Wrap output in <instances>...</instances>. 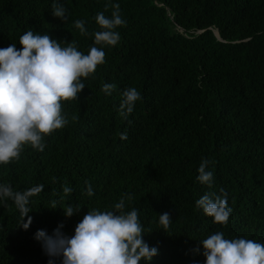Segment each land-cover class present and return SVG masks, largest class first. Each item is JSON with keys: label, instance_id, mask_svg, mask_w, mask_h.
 Wrapping results in <instances>:
<instances>
[{"label": "trees", "instance_id": "trees-1", "mask_svg": "<svg viewBox=\"0 0 264 264\" xmlns=\"http://www.w3.org/2000/svg\"><path fill=\"white\" fill-rule=\"evenodd\" d=\"M57 5L64 18L53 16ZM113 5L126 22L115 29L120 41L95 44L96 16L111 17ZM28 30L84 54L103 48L105 58L82 78L78 99L62 102L67 124L45 137L44 150L26 146L0 165V183L14 192L43 186L30 197L27 230L14 202H0V264H48L38 230L51 236L63 225L70 237L87 211H111L121 199L158 249L150 264H204L199 240L216 232L264 243V0H0V48L20 49ZM128 88L141 99L125 117ZM202 161L210 187L197 179ZM206 193L226 197V225L197 207ZM67 205L80 210L66 217Z\"/></svg>", "mask_w": 264, "mask_h": 264}, {"label": "clouds", "instance_id": "clouds-1", "mask_svg": "<svg viewBox=\"0 0 264 264\" xmlns=\"http://www.w3.org/2000/svg\"><path fill=\"white\" fill-rule=\"evenodd\" d=\"M113 8L111 17L102 12L97 14L96 23L102 31L93 34L95 44L115 46L120 41L115 29L126 22L120 16L119 5ZM53 16L64 18V7L57 5ZM75 27L81 34L86 33L83 21H76ZM18 43L20 49L12 43L0 48V165L19 160L26 146L39 152L44 150L45 137L67 124L62 102L78 99L85 89L82 78L93 74L105 58L103 48L93 46L84 54L72 42L57 41L33 30L20 36ZM112 88L113 85L105 84L103 91L110 94ZM122 96L120 111L126 117L141 94L135 88H128ZM207 164L202 161L197 179L210 187L213 173L206 171ZM42 190L43 186H36L14 192L11 185L0 183V202L6 199L14 202L22 216L19 227L24 230L32 222L28 215L30 197ZM64 191L71 193L72 189ZM87 195H93L90 185ZM196 204L213 222L228 223L232 210L226 197L206 193ZM124 209L125 201L121 199L111 211H87L70 237L60 231L63 225H58L51 236L38 230L34 239L42 242L45 254L50 257L48 264H54L56 257L62 258L61 264H150L158 249L144 241L137 210L125 212ZM62 210L66 217H71L80 208L67 205ZM158 216L161 228L167 230L172 222L169 213ZM199 242L204 264H264V243L256 240L228 239L223 232H216Z\"/></svg>", "mask_w": 264, "mask_h": 264}, {"label": "water", "instance_id": "water-1", "mask_svg": "<svg viewBox=\"0 0 264 264\" xmlns=\"http://www.w3.org/2000/svg\"><path fill=\"white\" fill-rule=\"evenodd\" d=\"M215 35L218 37L217 33L215 32Z\"/></svg>", "mask_w": 264, "mask_h": 264}]
</instances>
